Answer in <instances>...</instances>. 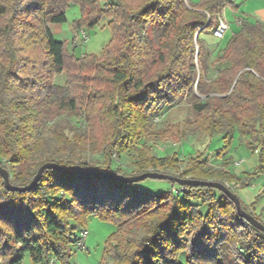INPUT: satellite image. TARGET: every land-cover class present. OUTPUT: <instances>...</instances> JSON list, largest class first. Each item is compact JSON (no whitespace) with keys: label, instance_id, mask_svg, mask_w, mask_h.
Masks as SVG:
<instances>
[{"label":"trees","instance_id":"1","mask_svg":"<svg viewBox=\"0 0 264 264\" xmlns=\"http://www.w3.org/2000/svg\"><path fill=\"white\" fill-rule=\"evenodd\" d=\"M70 3L80 6L77 29L107 19L112 36L99 55L68 58L51 32L48 23L64 22ZM226 6L234 9L229 0H0V158L10 182L26 186L44 162L123 176L173 167L175 154L156 157L137 143L149 136L157 111L187 96L198 115L196 129L223 135L219 156L237 132L258 149L259 165L236 175L200 153L176 177L221 182L235 194L250 184L264 169V23L240 21L206 89L204 47L194 42L217 28ZM65 69L64 83L54 84L53 76ZM194 86L206 92L204 100L192 98ZM55 114L60 119H52L49 133L56 147L33 158L44 146L45 120ZM95 122L104 126L100 137ZM172 127L164 136L181 138L178 125ZM75 145L92 148L101 160H73ZM124 152L137 153L136 173L112 166ZM30 159L36 162L24 170ZM170 181L172 188L159 195L128 199L120 188L141 193L136 183L69 169H45L24 192L7 190L0 176V264H21L26 253L33 264H48L51 256L68 262L69 245L80 242L89 215L117 226L106 241L109 264H264V232L240 217L226 194ZM104 190L105 196L120 192L127 203L106 201ZM239 200L264 224L251 209L255 203Z\"/></svg>","mask_w":264,"mask_h":264},{"label":"rangeland","instance_id":"2","mask_svg":"<svg viewBox=\"0 0 264 264\" xmlns=\"http://www.w3.org/2000/svg\"><path fill=\"white\" fill-rule=\"evenodd\" d=\"M196 0H189L190 3H194ZM229 8V7H228ZM238 6L234 5V10L237 11ZM66 20L61 24H50L48 26L53 33L54 37L58 41H63L66 48V56L69 58L71 54L79 57L83 54H95L99 55L102 49L109 43L111 39V29L107 25V19L102 18L97 21L91 27L84 26L82 29H77L75 23L81 19L80 6L76 3H70L65 9ZM228 23L230 28L226 30L220 37L216 31H204L199 34L198 40L195 39V46L198 49L199 45L204 47V63L205 72L201 74L202 84L213 79L215 76L216 66L218 64V58L221 56L224 43L230 36V34L238 29V21L236 16L228 13ZM240 16V15H239ZM219 19H222L219 15ZM218 19V20H219ZM223 20V19H222ZM217 30V29H216ZM200 68V67H199ZM67 70H63L60 74L53 76L52 82L54 84L62 85L66 78ZM198 75L196 77V80ZM194 100L202 101L206 96V92H199L197 87L194 86ZM197 113L192 109L190 98L182 97L176 103L168 106H163L156 114L153 115L151 120L150 134L148 137L141 139L137 146L142 144L146 145L150 149V153L156 157H165L172 154L176 155L177 163L173 167H169L166 170L160 169H148L147 171H157L161 173L177 176L183 170L184 166L188 163L190 158H195L198 154H206V158L210 164L215 168L227 167L230 171L236 175H243L244 173L253 172L259 165L258 154L252 151L247 145L246 140L249 136H241L235 132L233 135L230 149L223 155H218V150L222 149L225 145L223 135L214 132L212 135H207L198 129L194 125V121L197 118ZM52 119L58 120L60 116L53 115L45 120V140L43 149L39 154H34L33 158L41 159L45 157L56 146L50 137V128L52 126ZM75 121V119H73ZM177 124L179 131H181V138L177 136H164V133H171L174 131L172 125ZM86 125V124H85ZM94 132L97 136L104 131L102 122H95ZM258 152V149H256ZM73 160H101V157L87 146L75 145L71 151ZM32 158V159H33ZM24 163L22 168L27 170L31 168V163L36 160H32ZM138 160V155L135 152H124L119 157H116L112 163L113 167H120L127 173L135 172V162ZM0 166L8 169L7 162L2 157L0 158ZM238 163V164H235ZM100 164V163H96ZM264 167V163H263ZM146 171V172H147ZM140 174V173H139ZM136 175V174H134ZM127 176V175H126ZM186 178V177H185ZM141 189V193H135L134 187L123 186L120 189L127 193L128 199L135 196L145 195H159L168 189L172 188V182L168 179H144L136 183ZM178 187L175 185L173 188ZM106 189V188H105ZM106 190L102 191L101 195L105 196ZM245 204L251 202L255 203L254 206L259 209H264V182L263 174H260L257 178L244 187L237 188L236 194ZM106 201L121 202L126 204L127 201L121 196V193L110 196L106 194L104 197ZM200 211L205 212V205H200ZM117 230V226L109 221L103 220L95 215H89L86 218L85 232L86 235L81 242L71 243L70 258L68 262L63 263L57 259L50 257L48 264H104L111 263V258L108 256L106 250V241L109 236ZM79 231H76V235ZM180 260L183 261V255L180 256ZM21 264H33L29 255L26 253ZM39 264H47L42 262Z\"/></svg>","mask_w":264,"mask_h":264},{"label":"water","instance_id":"3","mask_svg":"<svg viewBox=\"0 0 264 264\" xmlns=\"http://www.w3.org/2000/svg\"><path fill=\"white\" fill-rule=\"evenodd\" d=\"M45 169H55L58 171H65L67 169L72 170L73 172L86 176H95L99 178H112L114 180H118L124 183H137L141 180L150 178V179H168L175 181L178 185L183 186H204L217 189L228 196V198L233 201L236 211L238 215L244 218L251 226L256 228L257 230L264 232V224L257 220L253 215L248 214L241 208L239 197L232 192L226 185L221 182H217L214 180H198V179H190V178H179L172 176L170 174L161 173L157 171H147L136 175H127L123 176L117 173L106 174L99 170L84 167L78 164L70 165V166H62L55 162H44L37 169L36 174L33 176L31 182L26 186H17L10 182V176L8 170L0 166V176L3 180L4 187L7 190H16L20 192L29 191L32 189L40 180L42 172Z\"/></svg>","mask_w":264,"mask_h":264},{"label":"crops","instance_id":"4","mask_svg":"<svg viewBox=\"0 0 264 264\" xmlns=\"http://www.w3.org/2000/svg\"><path fill=\"white\" fill-rule=\"evenodd\" d=\"M197 1L198 0H196L194 3H197ZM229 1L233 4V6L234 5L238 6V9L237 11H235L231 7L226 6L221 10L220 15L222 19L228 25V29L230 28V24L228 23L229 21L227 19L228 13H231L233 15L235 14L238 15L236 16L238 23H240L239 21L241 20H248L250 22L260 21L264 23V0H229ZM234 32H232L230 35H232ZM235 164H238V163H235ZM250 204L251 202L248 203V205ZM251 209L255 215L259 216L260 219L264 221V209L258 210L254 205L253 207H251Z\"/></svg>","mask_w":264,"mask_h":264},{"label":"built area","instance_id":"5","mask_svg":"<svg viewBox=\"0 0 264 264\" xmlns=\"http://www.w3.org/2000/svg\"><path fill=\"white\" fill-rule=\"evenodd\" d=\"M218 26H217V30L215 29L216 33L221 37L223 35V33L228 29V25L226 24V22L222 19H219L218 20ZM240 22V21H239ZM255 153H257V150H254ZM263 182H264V169H263ZM182 190H185L184 187L181 188ZM80 242L82 241V239L85 237L86 235V232L85 231H82L80 232Z\"/></svg>","mask_w":264,"mask_h":264}]
</instances>
